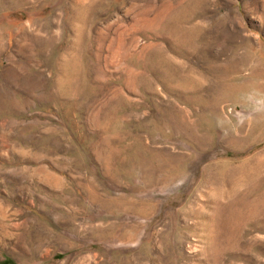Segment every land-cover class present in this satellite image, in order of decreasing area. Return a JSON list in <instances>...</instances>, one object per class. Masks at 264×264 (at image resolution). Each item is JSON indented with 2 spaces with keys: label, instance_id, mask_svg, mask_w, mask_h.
<instances>
[{
  "label": "rangeland",
  "instance_id": "rangeland-1",
  "mask_svg": "<svg viewBox=\"0 0 264 264\" xmlns=\"http://www.w3.org/2000/svg\"><path fill=\"white\" fill-rule=\"evenodd\" d=\"M0 264H264V0H0Z\"/></svg>",
  "mask_w": 264,
  "mask_h": 264
}]
</instances>
